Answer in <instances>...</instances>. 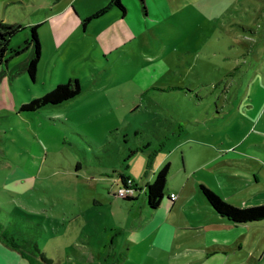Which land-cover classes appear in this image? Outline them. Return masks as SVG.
<instances>
[{
    "label": "rangeland",
    "instance_id": "rangeland-1",
    "mask_svg": "<svg viewBox=\"0 0 264 264\" xmlns=\"http://www.w3.org/2000/svg\"><path fill=\"white\" fill-rule=\"evenodd\" d=\"M110 1L0 0L4 22L43 23L36 80L16 69L29 51L0 67V224L18 246L0 239V264H44L34 243L53 264H138L153 235L130 259L126 239L153 218L139 191L124 203L114 170L142 190L167 163L166 194L182 197L167 223L190 250L177 260L202 258L213 237L245 240L231 262L263 254L264 226L215 228L199 185L235 207L264 203L252 163L264 164V0H122L126 17L112 8L82 26ZM70 79L76 97L20 112Z\"/></svg>",
    "mask_w": 264,
    "mask_h": 264
},
{
    "label": "trees",
    "instance_id": "trees-1",
    "mask_svg": "<svg viewBox=\"0 0 264 264\" xmlns=\"http://www.w3.org/2000/svg\"><path fill=\"white\" fill-rule=\"evenodd\" d=\"M141 2L145 3V0H141ZM112 8L120 9L123 17H125L127 14V7L122 2V0H111L107 6L101 8L97 12L82 20V26L86 28L87 24H89L92 20L101 18ZM42 24L43 23H38L24 27L19 23H6L0 18V67L5 64L8 66L9 62L13 58L25 53L26 51H29V56L27 59L16 69L27 72L32 80H36L42 55V44L39 36V29ZM27 28L30 30V32L24 42L17 46H11L13 38ZM81 91L82 86L80 81L78 79H70L65 83L57 85L54 89L47 92L43 96L34 98L29 102L22 104L20 107V112H34L49 105L61 104L76 97L81 93ZM170 170L171 164H165L155 174L154 180L144 188L143 191L145 202L149 212L157 210L164 200ZM114 172H116L118 175L116 185L119 186V189H130L128 179L131 178L127 176L126 172L116 170H114ZM133 190L134 192L138 191L136 188H133ZM200 190L203 196L206 198L209 207L216 214L222 216L231 224L240 226L264 223V204L239 208L232 206L223 200L206 184H200ZM120 197H122L125 203H131L135 201L133 194ZM0 239L14 249L18 247L15 235L6 229H3L1 224ZM33 245L35 248V254L40 257L44 264H53L51 260L46 258L45 251L39 247L38 243H34Z\"/></svg>",
    "mask_w": 264,
    "mask_h": 264
},
{
    "label": "crops",
    "instance_id": "crops-1",
    "mask_svg": "<svg viewBox=\"0 0 264 264\" xmlns=\"http://www.w3.org/2000/svg\"><path fill=\"white\" fill-rule=\"evenodd\" d=\"M57 30H59V32L55 34ZM68 35H69L68 30L65 28L54 29L53 31L54 43L57 46L61 45L63 41L66 40ZM37 76H38V73H37ZM249 162H251V160ZM252 163L256 165L254 169L255 172L258 174L260 179L264 180V164L260 162L259 160H255ZM200 184H206V183L201 182ZM143 190L144 189L138 190L140 192V195L144 194ZM171 194H175V193L168 192L166 194V191H165L164 200L162 201L160 207L153 212H149L146 202H145V196L143 195L144 207L147 210L146 213L149 217H152L153 219L149 221V223H146L145 225L144 224L141 225L142 227L140 228L142 229L141 232H139V229L133 230L134 233L132 234V239H128V238L126 239V245L128 247V252H129L127 259H130L131 251L135 250V247L138 244H141L142 242L146 241L151 235H153L151 242H149L148 244L149 246L148 252L147 253H144V251L141 252V256L143 257V260H140L138 264H264V253L261 255L255 254L253 250H250V252L248 253L249 255L248 259L241 258L240 260V258H237L239 259L237 261L234 258L231 262L229 253L232 250L234 251L244 250L246 246V242L244 239L242 241L238 240L234 243V248H233L229 244V242H227L226 239L220 238V237H213L211 239L209 238L203 244L201 248H198V251H202L203 253L206 252V255L203 256L202 258H199L190 263L187 260L186 261L182 259L177 260L176 258H183V257L188 258L190 250L188 248L186 249L184 248V245H185L184 244L185 242L183 241L184 237L180 239L174 237V232L176 230V227L171 226L170 224L167 223V221L170 218L169 215L172 213V211L177 205H180V201L182 200L181 193H180L179 197L176 194L177 196L176 200L171 201L170 200ZM135 201L131 203H127V204L128 205L132 204ZM252 206H255V205H252ZM201 207L207 208L213 215L217 216L220 219L222 224H218L217 226H214L215 228L227 227V228L239 229V228H247L251 226H264V223L236 226V225L231 224L229 221H227L222 216L216 214L209 207L208 203L206 205H202ZM114 264H116V262Z\"/></svg>",
    "mask_w": 264,
    "mask_h": 264
},
{
    "label": "built area",
    "instance_id": "built-area-1",
    "mask_svg": "<svg viewBox=\"0 0 264 264\" xmlns=\"http://www.w3.org/2000/svg\"><path fill=\"white\" fill-rule=\"evenodd\" d=\"M128 183H129V186H130V189H125V188H120L119 190H118V195L119 196H127V195H131V194H133V192H134V190H133V181H132V179H128ZM170 198H171V200H176V198H177V196H176V194H171L170 195Z\"/></svg>",
    "mask_w": 264,
    "mask_h": 264
}]
</instances>
